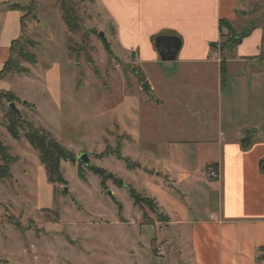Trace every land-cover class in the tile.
Listing matches in <instances>:
<instances>
[{
  "label": "rangeland",
  "instance_id": "obj_1",
  "mask_svg": "<svg viewBox=\"0 0 264 264\" xmlns=\"http://www.w3.org/2000/svg\"><path fill=\"white\" fill-rule=\"evenodd\" d=\"M70 1L79 20L80 30L76 34H70L60 19L56 0H37L38 8L24 26L20 22L23 10L9 8L0 13V72L14 40L27 38L36 43L34 48L25 46L37 60L36 65L21 62L29 70L28 74L10 72L0 78V92L18 97L20 100L14 104L23 118L45 131L72 153L77 162V165L60 163L66 186L48 182L40 153L23 134L18 140L9 134L6 113L10 104L2 101L0 142L15 160L7 166L9 176L0 178V264H173L175 259L170 253L155 254L162 245L160 238L166 221L161 219L158 209L153 212L147 207L134 206L128 187L146 198L152 199L155 194L167 209L176 210L181 218L189 217L190 200L184 186L179 189L170 187L169 181L146 178L145 170L151 169V165L143 162V158L138 159L135 144L128 139L121 141L123 135L118 122L110 121V113L126 86L129 84L132 87H128L129 91L136 96V87L141 83L132 70L131 57L118 46L116 35L113 37L105 0ZM236 1L238 20L234 29L238 33L250 30L249 35L259 30L261 54L255 61H247L242 69H230L228 79L235 74L236 92L251 94V106L258 109L259 125L255 130L262 128V132H254L249 138L254 139L252 143H262L264 0ZM222 31L225 36L226 30ZM224 41L223 37L221 43ZM105 44L109 49L106 50ZM87 61L93 63L98 77ZM137 102L130 101L135 105ZM122 116L126 115L120 109L114 118L121 120ZM144 133L140 132L137 143H150ZM184 135L179 133L181 141L172 143H186ZM211 151L204 148L201 158L211 156ZM189 152L194 153L195 148ZM82 155L88 158L86 166L77 161ZM3 165L0 155V167ZM78 166L85 180L79 178ZM89 167L103 169L120 179L124 186L118 187L107 180L103 190L102 178L90 172ZM11 217L20 221L21 230L8 222Z\"/></svg>",
  "mask_w": 264,
  "mask_h": 264
},
{
  "label": "crops",
  "instance_id": "obj_2",
  "mask_svg": "<svg viewBox=\"0 0 264 264\" xmlns=\"http://www.w3.org/2000/svg\"><path fill=\"white\" fill-rule=\"evenodd\" d=\"M17 1L0 0V6ZM104 6L113 37L131 57L141 83L136 96L126 86L110 121L118 122L121 141L135 144L138 159L151 165L146 178L169 181L170 187L179 189L184 186L190 200L189 217L181 218L153 194L166 221L162 231L166 235L160 238L163 255L170 253L173 264H264V142L242 143L247 135L261 134L262 128L255 130L258 109L251 106V94L236 92L235 74L228 79L230 69H242L247 61L259 58L260 31L232 50L221 49L220 24L235 26L236 0H105ZM158 37L180 41L173 63L160 61L154 45ZM131 100H138V105ZM120 109L126 116L116 120ZM140 132L150 143H137ZM179 133L185 134L186 143H172L181 141ZM204 148L213 150L212 155L201 158ZM213 166L219 172L217 181L205 175ZM161 187L166 188L162 183Z\"/></svg>",
  "mask_w": 264,
  "mask_h": 264
},
{
  "label": "trees",
  "instance_id": "obj_3",
  "mask_svg": "<svg viewBox=\"0 0 264 264\" xmlns=\"http://www.w3.org/2000/svg\"><path fill=\"white\" fill-rule=\"evenodd\" d=\"M57 2L59 5V10L61 12V19L68 32L70 34L78 33L80 30L79 20L77 17L76 10L74 9V5L71 3L70 0H57ZM5 4H1V6ZM12 8L23 10L24 15L21 18V25L24 26L25 21L28 20L35 13L37 6L35 0H32L27 4L18 5ZM223 29L226 30L225 36H223V31H222ZM220 31H221V38L224 37L225 40L220 44L222 50L234 49L241 43V41L244 38L248 37L249 33L251 32L250 30H248L238 33L236 29H234V27L227 21H221ZM25 45H28L30 47H35V44L31 43L28 39H20L13 41L11 43L9 59L3 66V69L0 73L1 78H4L6 74L10 72H14L19 75L29 73L28 70L21 65V61H25L32 65L36 64L35 56L26 49ZM105 46H106V50L109 49L108 45L105 44ZM87 62L88 64H90L91 67L94 68V65L91 61H87ZM94 71L95 74L99 76V73L95 68ZM220 74H221L222 83L225 84L224 62H222L220 66ZM3 100H6L7 104L17 102V98L11 93L0 92V108ZM6 122H7L6 124L7 130L13 139L18 140L20 134H23V136L27 139L29 144H31L40 153V162L45 168L48 182H50L51 184L58 183L62 186H66L67 183L63 179L60 172V163L61 161H66V162H70L73 165H77L76 157L72 153L67 151L65 148H63L59 143L54 141L47 133H45V131H43L42 129L35 128L32 125V123H30L25 118H23L22 115L21 117H18L16 113L12 112L11 110H8V112L6 113ZM250 142L251 140L249 138V135H247L242 140L243 144ZM119 148L120 146H118V149ZM244 148H248V147H244ZM107 154L108 152L104 153V155ZM0 155L4 163V165L0 167V178L3 177L6 178L9 176V169L7 168V166L14 164L15 159H13L11 156L8 155L7 148L4 147L1 144V142H0ZM117 158L119 160H122L120 154H117ZM88 170H90V172H92L94 175H98L102 178L101 187L103 190H106L105 183L107 180H112L118 187L124 186L123 182L120 179L114 177L110 173H107L103 169H99L96 167H89ZM77 173L80 179L85 180L79 166L77 168ZM128 189H129L130 198L133 200L134 206L139 207L140 209H144L145 207H147L153 212L157 211V206L152 199L146 198L138 194L130 187H128ZM8 222L14 225V227H16L17 230H21L20 221H18V219L11 217L10 219H8ZM22 236H24L23 233Z\"/></svg>",
  "mask_w": 264,
  "mask_h": 264
},
{
  "label": "water",
  "instance_id": "obj_4",
  "mask_svg": "<svg viewBox=\"0 0 264 264\" xmlns=\"http://www.w3.org/2000/svg\"><path fill=\"white\" fill-rule=\"evenodd\" d=\"M31 1L32 0H20L14 3L5 4L2 7H0V13L9 8H12L18 5H24ZM99 36L103 37V34L100 33ZM154 45L156 47V50H157V53L159 55V59L161 62H172L173 63L176 60L177 53L180 49V41L178 39L174 37H158L155 39ZM162 53L166 54V57L163 56ZM9 108L12 112L16 113L18 117H21V114L16 109L14 103H11L9 105ZM77 161L79 164H83L85 166L88 164V158L84 155L78 157Z\"/></svg>",
  "mask_w": 264,
  "mask_h": 264
},
{
  "label": "built area",
  "instance_id": "obj_5",
  "mask_svg": "<svg viewBox=\"0 0 264 264\" xmlns=\"http://www.w3.org/2000/svg\"><path fill=\"white\" fill-rule=\"evenodd\" d=\"M207 178L211 181H217L219 180V172L217 170V168L215 167H211L208 169L207 171ZM164 253V250L162 247H158L156 250H155V254L157 256H162Z\"/></svg>",
  "mask_w": 264,
  "mask_h": 264
}]
</instances>
